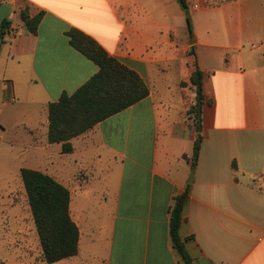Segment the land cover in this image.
<instances>
[{"label": "crops", "instance_id": "1", "mask_svg": "<svg viewBox=\"0 0 264 264\" xmlns=\"http://www.w3.org/2000/svg\"><path fill=\"white\" fill-rule=\"evenodd\" d=\"M187 5L193 39L185 42L178 0H0V210L10 225L0 264H46L30 206L18 203L19 194L28 203L23 168L71 194L79 253L54 264H184L170 211L188 189L180 235L194 264H264V0ZM22 7L43 13L37 34L26 32ZM72 30L137 72L150 93L73 138L64 154L48 140L49 106L99 71L71 46ZM21 214L32 219L36 246L16 228Z\"/></svg>", "mask_w": 264, "mask_h": 264}, {"label": "trees", "instance_id": "2", "mask_svg": "<svg viewBox=\"0 0 264 264\" xmlns=\"http://www.w3.org/2000/svg\"><path fill=\"white\" fill-rule=\"evenodd\" d=\"M182 2L189 11L187 0ZM20 18L27 33L37 34L43 13L32 15L28 7H22ZM191 31V19L187 16ZM10 23L5 22L3 29ZM71 46L99 67L88 82L75 93H64L49 106V143H62L64 154L72 152L70 141L94 128L97 124L136 105L149 96V89L140 75L110 56L94 39L78 30L68 34ZM4 31L0 34V47ZM203 73L196 69L191 83L202 100ZM195 114H199L198 110ZM196 115V116H197ZM203 136L199 135L194 146L192 164H198ZM34 223L42 248V259L54 264L79 253L80 230L70 215V191L51 176L31 169L21 170ZM190 190L177 196L170 211V235L172 244L184 264H194L180 235L184 209Z\"/></svg>", "mask_w": 264, "mask_h": 264}, {"label": "rangeland", "instance_id": "3", "mask_svg": "<svg viewBox=\"0 0 264 264\" xmlns=\"http://www.w3.org/2000/svg\"><path fill=\"white\" fill-rule=\"evenodd\" d=\"M185 13H186L187 16L190 15L189 11L188 12L185 11ZM19 24H21L20 20H19ZM183 32H184V34H183L184 35V41L185 42L186 41H192L193 36H192L191 31L186 28ZM21 190L22 189L19 190L20 193H21ZM18 203H19L20 206H22L24 212H25V209L29 210V209H27V206H29V205H28L27 201H24L22 199L21 194H19ZM2 212L3 211L0 210V243H2V240H3L4 228L5 227L10 228V225H8V224H6L4 222ZM20 216L21 217H19V224H18V227H16V228L21 233L22 232H26L27 235L29 236V239H31L32 243L36 246V244H38L39 241H38V237H37L36 231L34 229H32V219H31L30 215L28 216V214L27 215L21 214ZM22 217L25 218V220H26L25 222H22V220H21ZM12 227L14 228L15 226L12 225ZM12 231H13V229H12ZM20 240H22V236L21 235H20Z\"/></svg>", "mask_w": 264, "mask_h": 264}, {"label": "water", "instance_id": "4", "mask_svg": "<svg viewBox=\"0 0 264 264\" xmlns=\"http://www.w3.org/2000/svg\"><path fill=\"white\" fill-rule=\"evenodd\" d=\"M180 5H181V7L184 9V6H183L182 2H180ZM199 119L201 120V116H199ZM200 123H201V122L199 121V126H201ZM193 177H194V170H193L192 173H191V177H190V181H189V183H192V181H193Z\"/></svg>", "mask_w": 264, "mask_h": 264}]
</instances>
